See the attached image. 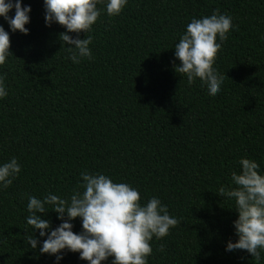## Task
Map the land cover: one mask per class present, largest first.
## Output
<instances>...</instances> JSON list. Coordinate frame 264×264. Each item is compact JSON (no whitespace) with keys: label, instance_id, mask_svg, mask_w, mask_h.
<instances>
[{"label":"trees","instance_id":"16d2710c","mask_svg":"<svg viewBox=\"0 0 264 264\" xmlns=\"http://www.w3.org/2000/svg\"><path fill=\"white\" fill-rule=\"evenodd\" d=\"M23 5L31 7L27 35L0 17L12 53L0 65L8 91L0 99V163L16 157L21 166L0 191V264H56L39 252L46 237L26 223L27 197L68 200L83 191L84 171L132 185L141 203L157 197L177 217L167 236L153 237L147 264H264V251L256 260L225 250L238 239V213L219 192L234 187L241 157L264 172V0H128L117 16L101 13L89 33L91 58L78 64L66 59L64 26H46L43 0ZM214 10L231 13L235 27L214 57L226 75L212 95L198 78L188 85L176 73L173 47L193 17ZM38 215L50 229L61 223L50 209ZM71 223L82 230L79 217ZM62 255L59 264H88L78 252Z\"/></svg>","mask_w":264,"mask_h":264},{"label":"clouds","instance_id":"9594fccd","mask_svg":"<svg viewBox=\"0 0 264 264\" xmlns=\"http://www.w3.org/2000/svg\"><path fill=\"white\" fill-rule=\"evenodd\" d=\"M45 24L50 27L58 23L66 29L59 38L68 53L66 59L80 63L81 58H91L89 34L92 26L102 12L109 17L117 16L127 6L128 0H43ZM102 5V7H98ZM14 9V16L9 12ZM29 5L22 6V0H0V17L11 32L28 34L26 24L30 22ZM231 13L214 10L211 15L201 18L193 17L186 25V30L174 45V58L179 60L175 66L176 73L186 77L188 85L196 78L207 91L215 95L221 90L226 74H221L213 66V60L227 30L234 28ZM85 32L84 39L79 33ZM69 33H76L73 38ZM218 37V39H217ZM264 39V37H262ZM9 32L0 25V65L12 55ZM5 77L0 75V99L8 95ZM239 172L231 173L234 185L230 190L223 187L221 194L235 201L238 218L233 221L235 243L229 241L226 251L246 250L256 260L264 251V172L253 159L241 157L238 161ZM21 166L16 157L0 163V191L6 189L20 173ZM80 188L74 190L68 200L49 192L42 198L27 197L26 223L33 231L39 230L40 237H46L40 244L41 254L55 256L56 264L63 259L64 250L78 252L81 260L88 264H101L112 257L111 264H147L152 254L150 242L167 236L170 228L179 220L170 215L167 205L157 197H151L141 203L139 190L124 182H115L111 177L101 173L81 172ZM58 214L61 223L50 229V221L42 219L38 213L49 211ZM80 218L82 230L73 232L72 220ZM26 245L36 249L40 243L35 236L25 238ZM163 251V246L160 247Z\"/></svg>","mask_w":264,"mask_h":264}]
</instances>
